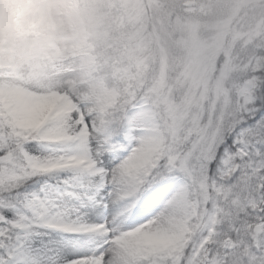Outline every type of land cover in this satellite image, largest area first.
I'll return each instance as SVG.
<instances>
[{"label":"snow or ice","instance_id":"obj_1","mask_svg":"<svg viewBox=\"0 0 264 264\" xmlns=\"http://www.w3.org/2000/svg\"><path fill=\"white\" fill-rule=\"evenodd\" d=\"M0 264H264V56L0 58Z\"/></svg>","mask_w":264,"mask_h":264},{"label":"rangeland","instance_id":"obj_2","mask_svg":"<svg viewBox=\"0 0 264 264\" xmlns=\"http://www.w3.org/2000/svg\"><path fill=\"white\" fill-rule=\"evenodd\" d=\"M261 1L264 0H218L216 2L207 0L200 10L195 4L188 8L186 16L174 19L172 11L166 14L170 9L167 12L159 10L153 0H124L121 5L127 13V21L130 25L128 36L130 43L147 55L157 58L179 56L185 54L191 45L196 43L212 48L218 53L231 54L236 61L238 55L234 53L238 45L247 47L254 42L255 38L262 35L264 21H257L249 28L245 25L249 15L248 10L250 14L253 13L254 3ZM33 2L34 0H29L27 4L31 5ZM20 9L22 14L27 13L26 8ZM244 9L246 13L239 19ZM79 10L78 0H61L51 23L43 27L40 23L36 24L40 36L45 35L46 31L54 33L53 37L47 39V51L43 55L54 46L70 45L81 33L90 34L80 17ZM106 19V15L90 18L91 25L99 32L98 35L105 34L102 30L105 28ZM28 39H33V36L20 35L19 41ZM173 42L178 50L170 53L173 45L171 50L168 47ZM0 58L10 61L13 56L8 52L0 55Z\"/></svg>","mask_w":264,"mask_h":264},{"label":"trees","instance_id":"obj_3","mask_svg":"<svg viewBox=\"0 0 264 264\" xmlns=\"http://www.w3.org/2000/svg\"><path fill=\"white\" fill-rule=\"evenodd\" d=\"M123 1L124 0H78L80 4V17H82L85 25L88 27L90 35L98 36L99 33L91 25L90 18L92 16L106 15L105 28L102 31L105 33H118L127 37L129 36L130 25L127 21V13L123 10V5H121ZM216 1L218 0H214V2ZM153 2H155V6L161 11L167 12V10L170 9L166 14L168 15V13L172 11L174 13L172 18L174 19L180 16H186L188 8L195 4H197L198 10H200V7L204 6L207 0H153ZM252 9L253 13L251 14L248 10V19L245 22L248 28L257 21H264V1L254 3ZM21 12L22 10L17 8L13 16V35L15 40L10 43L6 39H0V55L10 52L13 56L12 60L28 63L16 57L14 52L16 43L19 41L20 35H25L26 37L30 34L33 38H38L40 34L36 28L38 22L26 20L25 16L27 13L22 14ZM245 13L246 9L241 12L239 19H241ZM170 23L172 22L170 21ZM169 26L171 25L169 24ZM172 45L173 49L171 50ZM168 49L171 50L170 53L178 50L174 42L170 44ZM234 54L238 55L236 58L237 62L246 61L253 54L264 56V25L262 26V35L259 38H255L254 42L247 45V47H244L242 44L238 45Z\"/></svg>","mask_w":264,"mask_h":264},{"label":"clouds","instance_id":"obj_4","mask_svg":"<svg viewBox=\"0 0 264 264\" xmlns=\"http://www.w3.org/2000/svg\"><path fill=\"white\" fill-rule=\"evenodd\" d=\"M60 3L61 0H34L28 5L27 0H0V39L10 43L15 40L13 16L17 8H26L25 19L37 21L43 27L55 18ZM53 36V32L46 31L45 35L38 38L18 41L14 49L16 57L24 62L39 58L47 51V39Z\"/></svg>","mask_w":264,"mask_h":264}]
</instances>
